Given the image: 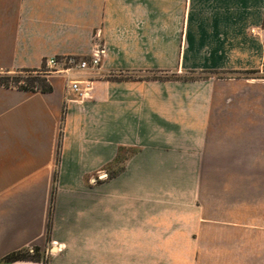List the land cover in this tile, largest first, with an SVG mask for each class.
<instances>
[{
    "label": "crops",
    "instance_id": "1",
    "mask_svg": "<svg viewBox=\"0 0 264 264\" xmlns=\"http://www.w3.org/2000/svg\"><path fill=\"white\" fill-rule=\"evenodd\" d=\"M263 22L264 0H0V74L105 48L49 93L0 86V264H264Z\"/></svg>",
    "mask_w": 264,
    "mask_h": 264
},
{
    "label": "built area",
    "instance_id": "2",
    "mask_svg": "<svg viewBox=\"0 0 264 264\" xmlns=\"http://www.w3.org/2000/svg\"><path fill=\"white\" fill-rule=\"evenodd\" d=\"M250 33L254 36H257L261 39H264V22L258 29H251ZM101 32L99 29H96L93 35L94 46L87 57H76L68 56L61 58H50L44 62L45 68L49 71H54L58 66H63L66 70L71 69H97L100 66V62L105 55V48L102 43H100ZM69 91L76 94L81 100L87 99L90 96L91 84L89 81L80 82V81H68ZM53 247L56 248V251L60 252L62 250L61 246L53 243ZM32 250H30V253Z\"/></svg>",
    "mask_w": 264,
    "mask_h": 264
},
{
    "label": "trees",
    "instance_id": "3",
    "mask_svg": "<svg viewBox=\"0 0 264 264\" xmlns=\"http://www.w3.org/2000/svg\"><path fill=\"white\" fill-rule=\"evenodd\" d=\"M14 74L16 73L17 75H22L27 73L28 75H31V73H35L36 76H38V78H40L41 75H45L43 74L44 71L43 70H18L13 72ZM254 73V72H253ZM5 75H11L12 73H2ZM18 79H16L17 81ZM26 83L28 84V86L26 87H17L16 89L20 90V91H24V92H41V93H49L52 91L51 86L49 85V83L47 82V78H41V80H37V77H32L30 80H27ZM34 83H38L40 88L36 89L34 88L33 84ZM0 86L9 88V86H6L4 83H0ZM59 147V146H58ZM42 258L39 255V251L36 248L32 249V252L30 253L29 250L26 251H20V252H16L10 255H7L6 257H4L3 262L4 263H11V262H16V261H35V262H39ZM45 261H43L44 264Z\"/></svg>",
    "mask_w": 264,
    "mask_h": 264
},
{
    "label": "rangeland",
    "instance_id": "4",
    "mask_svg": "<svg viewBox=\"0 0 264 264\" xmlns=\"http://www.w3.org/2000/svg\"><path fill=\"white\" fill-rule=\"evenodd\" d=\"M44 71L43 74L45 75H41L40 78H38V76L35 75V73H31V75H28L27 73L22 74V75H17L16 73H12L11 75H5V74H0V83H4L6 86L12 87V88H17V87H26L28 86V84L26 83L27 80H30L32 77H37V80H41V78H45L48 74H50L53 71H49L47 68H45V66L41 69ZM260 76V77H264V70L263 72H261L259 75H255ZM16 79H18L16 81ZM34 88L39 89L40 86L38 83H34L33 84ZM51 251L49 249H47L45 251V255L47 254L48 256L51 255ZM40 255V254H39ZM40 257L43 258V256L40 255Z\"/></svg>",
    "mask_w": 264,
    "mask_h": 264
}]
</instances>
